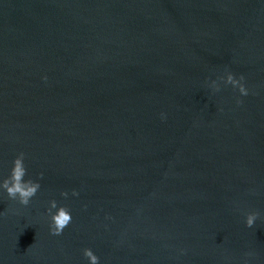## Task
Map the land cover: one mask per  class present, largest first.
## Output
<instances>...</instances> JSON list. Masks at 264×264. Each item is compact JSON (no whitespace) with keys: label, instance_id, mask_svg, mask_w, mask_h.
<instances>
[{"label":"water","instance_id":"obj_1","mask_svg":"<svg viewBox=\"0 0 264 264\" xmlns=\"http://www.w3.org/2000/svg\"><path fill=\"white\" fill-rule=\"evenodd\" d=\"M21 152L0 264H264V0H0V183Z\"/></svg>","mask_w":264,"mask_h":264},{"label":"clouds","instance_id":"obj_2","mask_svg":"<svg viewBox=\"0 0 264 264\" xmlns=\"http://www.w3.org/2000/svg\"><path fill=\"white\" fill-rule=\"evenodd\" d=\"M46 80L47 77H44ZM221 79H224L221 77ZM244 80L243 76H240L239 79H236L234 74L228 73L225 83L230 84L233 88H238L239 92L242 95H248V89L242 81ZM215 91H220V85L216 81H212L210 85ZM242 103V101H238ZM25 154L21 152L14 160V167L12 168L11 174L8 178L4 179L0 183V189L6 190L7 195L10 199L16 200L25 206L29 205L31 199L37 194L41 185L37 181L24 179L27 173V169L24 163ZM40 178H43V173L40 174ZM62 196L67 198L68 192H62ZM72 195L78 196L79 193L73 190ZM57 201H51V207L48 209V212L51 216V225L50 231L52 235L59 236L63 233L64 229L71 223L72 215L70 210L65 206H60L56 212H53V209H57ZM260 216L258 212H250L246 215V225L248 227H253L256 220ZM84 256L89 260L90 264H99V257L94 254L93 250L90 248L84 249Z\"/></svg>","mask_w":264,"mask_h":264}]
</instances>
